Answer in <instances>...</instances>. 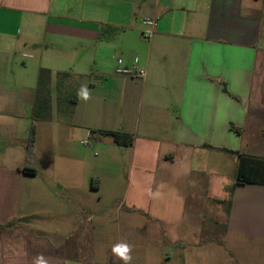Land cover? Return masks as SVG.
<instances>
[{"label": "crops", "instance_id": "1", "mask_svg": "<svg viewBox=\"0 0 264 264\" xmlns=\"http://www.w3.org/2000/svg\"><path fill=\"white\" fill-rule=\"evenodd\" d=\"M70 56L89 80L87 129H37L36 174H25L32 75ZM103 96L109 112L95 106ZM82 132L100 151L83 163L70 151ZM104 169L107 204L96 197ZM121 241L131 264H209L223 250V264H264V0H0V264H113Z\"/></svg>", "mask_w": 264, "mask_h": 264}, {"label": "rangeland", "instance_id": "2", "mask_svg": "<svg viewBox=\"0 0 264 264\" xmlns=\"http://www.w3.org/2000/svg\"><path fill=\"white\" fill-rule=\"evenodd\" d=\"M73 56V55H72ZM72 56L68 57L70 60L65 59L63 63L60 65V71L57 73L52 74L51 79L53 80V86L51 91V110L49 113V116L51 115L53 120V126L46 120V119H40L37 121V129H87L83 124L85 121V118L82 116V112L84 111V102L83 100H79L76 96L77 90L82 86L86 85L88 83L87 78L82 77V67L79 68V64L76 65V70L73 71L71 68L74 62V58H71ZM51 64V63H50ZM82 65V63H81ZM73 72H77L74 74ZM79 72V73H78ZM93 72V70H92ZM30 74V70L28 71ZM60 73V74H59ZM33 81L32 84L34 87L37 85V74L33 73ZM93 82H95L96 87H101L102 84L99 81V78H97L94 73L89 77ZM36 101L34 102L33 107L35 108L38 103V94L35 95ZM101 99H97L95 102V106L97 107V111L100 112H109L111 108V103L105 101V97H99ZM99 108V110H98ZM64 111V112H62ZM74 130L70 132V135L73 136ZM93 143V140L89 134H86L82 132L81 139L76 142H72L70 145V151L75 157L82 158V163L88 160H95V155L97 154L99 156L100 151L96 148L92 149L90 145ZM86 149H89L90 151H87ZM112 156L113 155H107ZM125 157L119 155L117 157L118 160H121L119 163V166H116L117 173H116V180H117V188L113 192V195L119 198V203L123 200L124 203V209L122 210V215L129 206V200H126L127 196L125 197L126 191H127V184H128V175L127 172L121 173V167L123 166V159ZM114 159V157H113ZM99 176H101V179L103 181V188L101 194H97L96 197L103 195V204H107L106 201H108V195L112 189V183L110 181V171H106L104 169L101 173H99ZM125 188V190H124ZM133 194V191H130L129 193V199L131 198ZM201 202L205 199L204 195H201ZM112 199V198H110ZM100 208L106 206L102 205V202L97 203ZM96 204V205H97ZM203 205V204H201ZM217 208V206L215 205ZM210 207L208 208V210ZM215 214L220 217V219L225 222V218L227 215V211L225 208L220 207L217 209H214ZM212 215L208 213V220L211 221ZM116 217L115 214L108 216V219L112 221L113 225V237H116V232L118 231L120 239L124 237L125 228L123 225V217L122 219ZM223 232V226L222 224L215 226V233L218 236H221L219 234H222ZM218 244H215V249H220ZM224 251V250H223ZM223 251L221 252V256L219 258L217 253H214L212 257H210V263L209 264H223ZM113 260V259H112ZM118 264V263H117ZM174 264H176V261H174Z\"/></svg>", "mask_w": 264, "mask_h": 264}, {"label": "trees", "instance_id": "3", "mask_svg": "<svg viewBox=\"0 0 264 264\" xmlns=\"http://www.w3.org/2000/svg\"><path fill=\"white\" fill-rule=\"evenodd\" d=\"M51 77H52L51 70L46 68L40 69L38 86H37L38 103L37 106L34 108L32 115V123L30 126L29 139L26 148L25 168L22 170L25 174H29V175L36 174V171L31 167L33 165L34 150L37 139V121L40 119H47L49 117V113L51 110V88H50ZM98 133L102 138L106 136L114 137L116 143L127 144V145L131 144V140L129 137H128L129 138L128 141L121 140L119 138L118 133L108 132V131H99ZM244 182H248V179H244L241 175V172H239L237 183H244ZM229 191L230 193H232V189Z\"/></svg>", "mask_w": 264, "mask_h": 264}, {"label": "clouds", "instance_id": "4", "mask_svg": "<svg viewBox=\"0 0 264 264\" xmlns=\"http://www.w3.org/2000/svg\"><path fill=\"white\" fill-rule=\"evenodd\" d=\"M76 96L79 100L88 101L91 99V91L86 85H82L76 93ZM132 251L133 246L127 241H121L112 245L111 255L113 257V264H131L132 262ZM33 264H48V258L43 254H37L33 260Z\"/></svg>", "mask_w": 264, "mask_h": 264}, {"label": "built area", "instance_id": "5", "mask_svg": "<svg viewBox=\"0 0 264 264\" xmlns=\"http://www.w3.org/2000/svg\"><path fill=\"white\" fill-rule=\"evenodd\" d=\"M146 26H148L149 29L144 32V36L146 38H150L153 35V33H154L155 27L157 26V19H149V20H147L146 21ZM118 63H119V65H121L122 61L118 60ZM117 73L120 74V75H125V74H130V71L128 69L118 68L117 69ZM137 75L142 77V78H144L145 77V72L140 71V72L137 73Z\"/></svg>", "mask_w": 264, "mask_h": 264}]
</instances>
